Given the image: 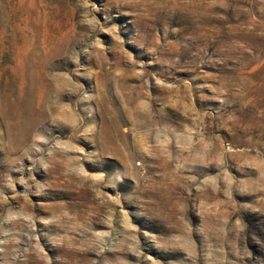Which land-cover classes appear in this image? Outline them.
Masks as SVG:
<instances>
[{
    "label": "rangeland",
    "instance_id": "rangeland-1",
    "mask_svg": "<svg viewBox=\"0 0 264 264\" xmlns=\"http://www.w3.org/2000/svg\"><path fill=\"white\" fill-rule=\"evenodd\" d=\"M0 264H264V0H0Z\"/></svg>",
    "mask_w": 264,
    "mask_h": 264
}]
</instances>
